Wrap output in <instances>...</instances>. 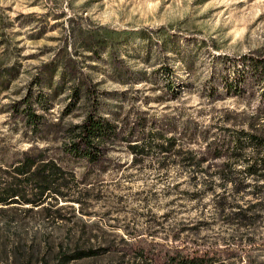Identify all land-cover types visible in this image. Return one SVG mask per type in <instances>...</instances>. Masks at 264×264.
<instances>
[{"label":"rangeland","instance_id":"obj_1","mask_svg":"<svg viewBox=\"0 0 264 264\" xmlns=\"http://www.w3.org/2000/svg\"><path fill=\"white\" fill-rule=\"evenodd\" d=\"M256 57L264 58V0H0V146L48 148L88 194L84 214L74 204V213L63 209L55 224L17 211L18 224L7 229L0 216L1 264L5 251L18 258L34 249L38 258L45 248L74 245L112 250L70 264H135L120 236L174 244L172 234L191 238L200 226L198 236L212 239L220 221L198 225L209 219L199 218L195 202L164 190L178 178L176 168L159 179L155 165L130 162L123 141L98 165L69 160L60 153L62 130L79 123L96 98L98 114L123 134L133 126L136 134L145 118L179 146L202 150L204 129L222 137L255 124L264 133ZM39 92L47 108L37 107L46 126L38 135L51 137L22 139L21 115L10 106ZM187 120L198 127L195 135L185 129ZM222 161L202 163L211 169ZM34 236L81 244H30ZM104 240L112 244H97Z\"/></svg>","mask_w":264,"mask_h":264},{"label":"trees","instance_id":"obj_2","mask_svg":"<svg viewBox=\"0 0 264 264\" xmlns=\"http://www.w3.org/2000/svg\"><path fill=\"white\" fill-rule=\"evenodd\" d=\"M251 63L255 70L259 69L263 83L261 95L264 96V58H251ZM45 100L46 95L39 92L34 100L24 98L11 104L14 115H21L22 139L36 137L46 128L37 112L38 106L47 108ZM72 104L63 113L70 111ZM96 104V98H93L85 117L62 130V156L98 165L106 159L110 148L123 141L131 156L130 162L155 165L159 179L162 176L170 178L176 168L174 172L178 178L167 181L164 190L175 195L174 199L187 198L195 202L199 218L209 219L199 220L198 225L220 221L219 225L223 227L207 240L205 236H198L201 227L194 226L197 231L192 232L191 238L172 234L169 240L174 244L146 240L139 233L129 238L120 236L130 254L138 259L135 264H264V133H259L255 124H247V128L233 130L222 137L210 134L208 129L199 131L205 142L199 150L179 146L174 136L152 130V122L148 123L145 118L138 120L136 134H133L134 126L128 127L123 134L121 128L98 114ZM185 129L191 135L198 132V127L189 120L185 122ZM42 136L48 135L39 134L37 138ZM206 158H223V161L207 169L202 163ZM86 195L87 190H82L75 175L64 169L48 148L13 150L0 146V216L7 217L3 227L9 229L12 222L18 224L17 211L34 213L53 224L63 219V209L69 208L74 213V204L84 214L82 201ZM17 227L19 225L14 228ZM14 239L17 243L24 241L21 236ZM90 239L91 236L88 241ZM95 240L98 241V237L95 236ZM4 241L0 234V244ZM30 244L81 243L79 240L55 241L49 236H34ZM97 244L112 243L104 240ZM45 250L38 258L34 249L18 258L5 251L2 261L3 264H70L102 256L112 249L110 246L74 245Z\"/></svg>","mask_w":264,"mask_h":264}]
</instances>
